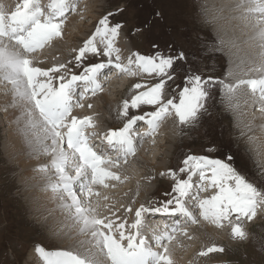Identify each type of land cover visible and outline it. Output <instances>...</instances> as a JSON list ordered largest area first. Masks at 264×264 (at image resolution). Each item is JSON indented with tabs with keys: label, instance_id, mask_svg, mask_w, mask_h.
<instances>
[{
	"label": "snow or ice",
	"instance_id": "snow-or-ice-1",
	"mask_svg": "<svg viewBox=\"0 0 264 264\" xmlns=\"http://www.w3.org/2000/svg\"><path fill=\"white\" fill-rule=\"evenodd\" d=\"M249 5L254 7H249L245 19L253 18L256 33L253 39L257 40L260 48L264 50V19L256 18L264 17V0H241L237 7L244 8ZM47 8L46 14L40 6V0H22L11 15L6 16L0 12V81L11 85L13 104L15 106L19 102L23 109V117L27 119L22 131L27 142L33 146V151L38 155L51 157L49 166L40 167L35 171L46 174L49 169L54 170L56 183L50 182L46 190L51 191L54 198L60 200V207L70 217L78 235L90 239L83 241L88 247L83 256L67 251H46L37 245L35 251L42 264H173L164 243H171L174 235L167 232L154 234L156 245L163 249L162 252L154 251L148 241L140 237L141 217L145 212L173 217L182 215L186 221L196 224V218L184 203L190 196L194 200L199 199L192 194L194 176H198L201 181L197 186L199 191L207 190L205 185L208 184L219 190V194L213 196L211 200L199 201L197 205L202 210L201 215L205 221L222 228L223 221H230L232 215H235L237 221L242 218H248L249 221L255 219L258 206L264 205V192L248 182L228 162L234 159L232 156L226 157L223 161L205 156L189 155L184 158L181 161L183 167L179 171L187 173L188 179L180 180L176 173L168 174L176 181L173 189L175 197L152 211L143 207L138 210L137 221L131 225V228L137 230L134 235L125 234V224H119L113 231L115 221L106 223L107 217L102 219L95 214V209L91 206V197L98 196L99 193L93 191V185L103 184L107 187L105 180H120L119 176L103 166L119 167L120 160L127 163V157L135 155L136 148L131 133L137 122L144 121L148 125L149 131L144 134L145 136H154L161 121L171 114L169 109H172L179 117L181 125L195 126L205 111L208 90L204 88V83L207 82H202L199 77L189 78L187 81L189 86L180 93L179 102L169 100L165 104L161 99L163 90L168 81L174 79L170 71L177 61L184 59L183 54L165 56L157 52L153 56L145 57L134 53L137 68L148 75L155 74L166 79H162V82L148 88L147 91L132 95L131 100H126L122 105L120 115L127 117L130 109H138L141 105L160 107L157 111L146 113L144 116L131 117L122 129L109 132L105 137L106 142L110 149L120 153V156L116 162L105 159L94 151L89 144V137L85 134L86 128L95 127L91 118L77 119L72 117V111L74 107H82L79 101L85 98V93L95 95L103 90L99 77L105 69L115 68L120 74L136 75L131 71L133 65L131 58L127 66L112 62L113 53L118 52L114 42L123 25L116 24L110 27L108 16L100 20L96 36L102 35L105 38L106 50L103 55L109 57V62L85 67L83 75H73L67 83L63 82L65 77L61 76L59 87H53L50 82L51 74L61 73L63 66L44 71L35 67L25 54L34 53L54 38L61 37L67 14L75 9L71 7L70 0H50ZM96 36L89 39L80 49L76 58L78 66L86 54L93 56L100 54L94 43ZM10 44H14L16 50L9 47ZM261 59H264V51L261 52ZM116 60L119 61V55L116 56ZM42 77L48 78V81L41 82ZM78 84L85 86L83 92H78L76 88ZM244 86L253 94L258 93L259 99L264 101V79L242 80L235 87L225 85V88L228 93H234L236 89ZM145 87L147 86L137 84L132 92L136 93ZM261 111L264 112V108H261ZM69 117H72L70 121ZM29 135L33 139L28 140ZM207 151H215V148L210 147ZM69 170L74 175H70ZM51 179L50 177L49 180ZM82 196L86 197V201L81 199ZM170 208L174 210L169 211ZM176 230L173 228L172 233ZM184 235L188 233L185 232ZM232 237L245 240L247 233L240 224H235L232 228ZM222 252L223 248L214 246L207 251H201L199 255L204 257Z\"/></svg>",
	"mask_w": 264,
	"mask_h": 264
},
{
	"label": "rangeland",
	"instance_id": "rangeland-1",
	"mask_svg": "<svg viewBox=\"0 0 264 264\" xmlns=\"http://www.w3.org/2000/svg\"><path fill=\"white\" fill-rule=\"evenodd\" d=\"M88 1L89 0H87L86 3ZM2 2L8 5L10 3L11 5L12 0H4ZM212 6L213 5L206 0H99V6L90 15L91 17L95 16L96 18V21L91 27L93 31L89 32L82 29L84 33L82 32L80 37L83 36V38H79L81 41L75 43L76 45L73 44L71 46V43L68 42V40H65L63 42L64 47L68 46L70 43V50L65 48L66 51L63 52L67 58L65 60L54 58L55 61L62 63V76L64 77L66 76L64 74H72L73 72H76L82 64L84 65L90 62L108 63L109 61L102 56L103 53H100V56L87 54L79 66L76 62V57L80 49L84 46V44H82V40L85 39L86 42L90 38H93L97 33V29L100 27V20L108 16L110 27L115 26L116 24L123 25L118 38H120L124 48H126L125 54L123 55L125 57V61L123 63L126 65L128 64L129 58L135 61V56L133 55L134 53L145 57L153 56L157 52L164 54L165 56L183 54L184 59L177 61V63L173 66V69L170 71V74L174 77V79L168 81L165 85L162 94L163 97L168 98V100H173L174 103H178L180 93L185 87L189 86L187 84L189 78L199 77L202 82H207L204 83V88L208 90V100L205 102V111L200 115L195 126L181 125L179 121L172 123L174 125L172 129L176 144L168 147L169 152L165 153L162 161H156V159L154 160V156L158 152V150H156L157 148H155V150H151L147 156L149 158L153 157L151 163L157 162L163 166V171L156 174V177L152 176L151 178L148 179L147 177L146 179V185L151 188L152 195L150 196L149 194V196L146 197V200H141L139 204H143L145 202L146 207L148 208L162 206L163 203H166L175 197L176 193L174 194L173 189L176 181L168 174L176 173L178 178L183 180L186 177V173H180L179 171L181 169V161L189 155L214 157L212 155L217 152H225V154L234 157V159L230 162L233 163L236 169L241 173L243 172L246 174V179L252 182L260 191L264 192V167H261L264 163L262 160L264 158L257 161L253 153L248 148L247 143L255 139L253 138L254 135L251 136L242 132L241 128L234 121L235 118L237 119V116L233 107L228 102V92L225 85L232 86V81L228 80L230 78L229 69L231 68V54L229 50L226 49L227 47L225 44L227 43L222 36V32L215 27V23L213 24L210 21L211 19H214L213 17H215L216 14H214ZM4 8H6V6H0V9ZM86 9H88V5L86 6ZM86 9L84 8L85 12L81 10L78 15L80 17H84V14L88 11H86ZM81 13L83 15H81ZM219 15L220 14H218V16ZM68 22V19H65L64 23L67 24ZM76 22V27L77 25L81 27L88 24L91 25L92 23V21L87 20L86 17L83 19L81 18V22L80 20H76ZM75 26L70 24L69 28L73 29ZM230 26L234 27V25ZM138 29L139 31H137ZM66 30L67 29L64 28V31ZM64 31L61 37H63ZM75 31H77V29ZM69 34L66 35L69 36ZM224 34H228L227 36L230 34V38L227 36L226 38L229 40L235 39L234 43L238 41L232 35L233 33H231L230 30H225ZM56 38L50 41L47 44V47L52 48L54 43L59 40V38ZM95 41H98L101 46L104 45L102 35L99 38L96 37ZM116 45L117 44L114 43V47ZM121 52L120 56H122ZM25 55L28 58V55ZM38 55L40 54H36L32 57H38ZM114 60L115 59H112L113 63L115 62ZM135 67V65H132V72L135 70L138 72L142 70L139 68L135 69ZM53 75L56 76L55 73H53ZM130 76L132 75L125 74L119 77L117 81L120 86L116 87L117 89H121L117 90L120 93L118 92L114 98L115 110L113 113H109L108 110H105L104 114L94 111L93 115H96H94V121L100 123V125L104 128L119 127L125 123V119H128L129 117L141 116L146 112L157 111L160 107L159 105L155 107L141 105L138 109H130L127 117H122L120 115L122 105L126 100L130 101L132 95L145 91L144 89H139L136 93H133L132 89L137 84H129V82H133L131 79L135 78V75L132 77ZM57 79L58 83H61L59 77ZM159 79L160 82H162V79L166 78L159 77ZM158 83L159 80L157 77L155 80L150 82V88L154 87ZM2 84L3 85H0L1 90L10 87L7 83L2 82ZM106 87L107 86L103 88ZM165 89H167L168 92ZM3 91H0V93L3 94L2 97H4V99L10 98L12 92H8L7 90L4 93ZM93 97L94 100L99 99L97 94L93 95ZM4 99H2L1 102L4 103L6 101ZM1 102L0 107H5L7 105L1 104ZM94 103L95 104H92L93 107L94 105L98 106V103ZM8 106L13 107V102H10ZM5 110L6 109L0 110V122H2L0 124V264L33 263V261L27 262L26 258L29 252L36 249L37 245L42 246L46 250L63 249L64 251L70 250L84 255V251L87 252L88 250H85L86 247L80 241L81 237L79 235L72 232H66L64 233V235L66 234L65 237L58 239V236L53 234L57 232L56 229L58 228L55 227L53 230V223L46 224V221L42 219V217L41 219H38L40 216L39 213L38 215H35V213L32 212L33 210L30 206V200L26 193L27 188H24L23 186L25 181H22L25 179L23 176L26 174V169L23 170L17 164L10 163L5 159V155L9 156L11 159L14 158V155L10 154V149H7V147L9 146V142L11 140H14L16 136L20 137L21 134V132L18 133L16 130L13 132V130L9 129V124L4 122L3 118H1L4 114L3 111ZM171 110L172 109H169V111ZM172 111L174 112V110ZM255 113L256 112L254 111L251 115L254 116ZM254 119L256 120V118ZM258 120L260 119H257V121ZM259 125L263 128H261V130H264V125L260 123ZM256 128L257 127H255L254 132L256 131ZM104 131L106 132V130ZM259 138L260 137L257 139ZM157 140H161V138L158 137ZM145 142L150 143L149 136ZM210 147L215 148V151H207ZM109 150L103 151L102 154H110L108 153L110 152ZM7 151L8 153H6ZM45 158L46 157L44 156L40 157V162L42 164H39L38 168L47 166L45 161L48 162V159ZM104 158L108 159L106 157ZM52 171L53 170L49 169L46 174H55L52 173ZM139 171L140 169H138L137 174L133 173V178H135L136 181L140 179ZM142 175L143 176L141 177L146 178L144 176V172H142ZM53 178H55L54 175L52 176L50 182L56 183V180ZM49 183H47L46 188H40L38 196L42 194L41 196L44 195L43 198H47L46 195H51L52 192L46 190ZM129 183L130 180H127L122 181L121 183L118 182L116 185L126 187ZM93 187L98 191L101 190L98 184L93 185ZM130 193L131 192L124 195H127L129 201L128 208L133 207V205H138L136 204V201L138 195L140 194L138 192L131 196ZM113 196L107 195L108 198L106 199V202H104V200L103 203H105L106 206L108 203L111 205H117L118 203H116V199H111V197L116 198L115 195ZM94 197L95 196H92V198ZM99 197L100 195H98L96 199L98 200ZM107 200L109 201L108 203ZM122 203L124 202L121 200L118 205H121ZM110 204L109 206L111 209L112 206ZM92 208L95 209L93 206ZM60 211L68 216L62 208ZM96 213L97 212L95 211V214ZM100 214L101 213H99V215ZM96 215L99 216L98 214ZM200 221L201 219H198L197 223H200ZM146 223L149 225L150 222L146 221ZM235 223L236 221L234 220V224ZM237 224H239V222ZM240 225L250 226L249 230H251L253 236H250L247 241L234 243L235 248L233 246L231 248V245H229L228 242L223 243L222 246L229 245V251L221 258L225 259V262L230 260L239 262V264H264V218L258 219L257 223L254 224L240 223ZM179 226H181V228L178 227L179 229H183V225ZM191 229L193 231H191ZM187 230L190 231H188V235H185L184 239L188 241V251H192L193 246L191 244L194 242L196 243L195 245L200 246L199 249H201L203 241L202 243L200 242L201 239L199 238L196 225ZM184 232L185 228L183 232L178 234L184 236ZM151 234V231H149L148 235ZM193 238L195 241H191ZM230 238H233L232 233ZM57 241L62 243V245L60 246ZM170 244L171 243L165 242L164 246L169 249ZM78 245L80 246L79 248L77 247ZM212 246L213 244H209L203 248L207 249ZM71 248L77 249L72 250ZM160 250L161 252L163 251V249ZM213 257L210 258L211 260L209 259L207 261V264L212 261V258L213 260L218 259L215 256Z\"/></svg>",
	"mask_w": 264,
	"mask_h": 264
},
{
	"label": "bare ground",
	"instance_id": "bare-ground-1",
	"mask_svg": "<svg viewBox=\"0 0 264 264\" xmlns=\"http://www.w3.org/2000/svg\"><path fill=\"white\" fill-rule=\"evenodd\" d=\"M2 1H4V0H2ZM2 1H0V6H6V8L0 9V12H3L6 16L11 15L15 11L17 5L22 3V0H12L11 5H10V3L8 5V4H6L7 1H6V3H3ZM86 1L87 0H70L71 7L74 8L75 10L69 11V13L67 14L66 19H68L69 22L67 24L64 23L62 33L64 31V28L67 30L64 31L63 37H57L56 38V39L59 38V40L54 43V46L52 48L47 47L48 45L46 44L42 49H40L34 53L27 54L28 59L32 60L33 65L35 67H38L44 71H48L53 67H61L62 63L55 61V59L59 58L60 60H65L67 58V56H65V54L63 53L64 51H66L65 48H67V50H70V43L72 46L73 44L77 43L78 41L80 42L81 40H79V38L80 39L83 38V36L80 37L82 32L84 33V31H89V32L93 31L91 29V27H92L93 23L96 21L95 20L96 18H95V16L91 17L90 15L99 6V0H93V1L89 0L87 3H86ZM206 1H208L210 4L213 5L212 10H214V14L216 13L215 17H213L214 19H211L210 21L213 24L215 23V27L218 28L222 32V36L227 43V44L224 43L225 46L227 47L226 49H228L230 54H231L230 55L231 56V68L229 69L230 70V75H229L230 78L228 80L232 81V86L235 87V85L238 84L242 80L264 79V59H261V52L264 50H262L260 48L259 42L257 40H253V37L256 34L255 30L253 28V18L249 17V18L245 19V13L248 11L249 7H254V6L249 5V6H245L244 8H238L237 6L241 3V0H206ZM49 3H50V0H40V6L46 14L48 12L47 5ZM85 3L88 5V9H86L87 5ZM84 8L86 9V11L88 10L87 13L84 14V17H86L87 20H91L92 23H91V25H89L87 23L88 25H86V26L84 25L85 27L84 26L80 27L79 25H77V27H76L75 26L77 23L76 20H80V22H81V18L82 19L84 18V17H80L78 15L81 10H83V12H85ZM218 14H220V15L218 16ZM81 15H83V14L81 13ZM259 18L264 19V17H259ZM70 24H72V26H75V27L73 29H70L69 28ZM230 25H234V27H231ZM76 29H77V31H75ZM82 29H84V31ZM225 30H230L231 33H233L232 35L238 41L236 43H234L235 39L229 40L228 38H226V36L228 34L227 35H225L226 33L224 34ZM66 34H69V36H67ZM96 37L99 38L100 36H96ZM227 37L230 38V34ZM90 39H92V38H90ZM102 39L105 40V38L103 36H102ZM65 40H68V42H70V43L68 46L64 47L63 42ZM86 42H85V39L82 40V44L85 45ZM6 43H7V41H6ZM94 43H95V46H96L98 52L104 53V51L106 50L105 49V43L103 46H101L98 41H95ZM114 43L117 44L115 46V48L118 50V52H114L112 55V59H115L114 63L126 65L123 63L125 61V57L123 55L125 54L126 48H124L123 43L121 42L120 38H117V40ZM9 47H11L13 50H16L14 44H10ZM120 52L122 53V56H120ZM36 54H40V55H38V57H32V56H35ZM117 55H119V61L116 60ZM102 56L104 58H106V60L109 61V57L104 56V55H102ZM133 65H135V61H133ZM254 69H260V70L256 71ZM67 72H68V70H67ZM74 73L75 72H73L72 74H64V75H66L65 77L69 76L68 80H70ZM135 73H136L135 78L131 79V81H133V82H129V84L135 85V84L141 83L142 85H146L147 87L141 88V90L144 89L145 91H147L148 88H150V82L155 80V78L158 77L155 74L148 75L147 73L143 72V70H140L139 72L135 71ZM55 74H56V76L53 75V73L51 74L52 79L50 82L52 83L53 87H59L60 83H58L57 78L59 77V79H60V77L62 76V72L61 73H55ZM57 75H58V77H57ZM121 76L122 75L119 74V77H121ZM132 76H130V77H132ZM100 77H101V75H100ZM100 77H99V83L102 85V88L105 86H107V87L103 88V90L101 92L97 93V96L99 99L94 100L93 95L85 93V98L80 99V101H79V103L82 105V107H74L73 111H72V117H75V118L80 119V120H83L85 118H91L92 123L97 128H102L103 126H101L100 123H97L94 121V115H95V114L93 115L94 111L104 114L105 110H108L109 113H113L115 110L114 98L116 97V95L119 92L117 90L121 89V88L117 89V87L120 86V84H119V82H117L118 80L115 77L112 78L114 80H111L108 82L104 81L105 83H103L101 81L104 76L102 78H100ZM40 79H41V82H47L48 81V78L42 77ZM67 81H66V83H67ZM0 85H3L1 81H0ZM84 87L85 86L83 85L81 92L84 91ZM3 90H5V91L8 90V92H12L11 91V85H10V87L4 88ZM3 90H1V87H0V91H3ZM5 91H3V92L5 93ZM2 96H3V94L0 93V102L2 101V99H4V97H2ZM227 97H228V102L233 107V109L236 113L237 119H238V121H237V119L235 118L234 121L241 128V130L244 134L247 133V135L248 134L251 136L254 135L253 138H255V139L253 141L247 143L248 148L253 153V155L257 161L261 160L262 158H264V130H261L262 127H260L261 125H259V123L264 125V112L261 111V108H264V101H261L259 99L258 93L253 94L248 89L247 86L236 89V91L234 93H227ZM161 99L163 102H165V99L163 97H161ZM4 100H6V101L4 103L1 102V104H7V105L5 107H0V110L6 109L5 111H3L4 114L2 115L3 117L1 116V118H3L4 122H7V124H9V129L13 130V132L15 130L18 131V133L21 132L20 137L16 136L14 140H11L9 142V146L7 147V149H10V154L14 155V158L11 159V158H9V156L5 155V159L7 161H9L10 163L17 164L23 170L26 169L25 170L26 174H24V176H23V178H25V179L22 181H25L23 186H24V188H27L26 193H27V196L30 200V206L33 210L32 212H34L35 215L36 214L38 215V213H39L40 216L38 219H41V217H42V219H44L46 221L45 222L46 224H48V223L52 224L53 223V225H52L53 230L55 229V227L58 228V229H56L57 232L53 233V234L58 236L57 237L58 239H60L61 237H65L66 234L64 235V233H66V232H72V233H76L78 235L76 227L73 225V222L71 221L70 217L67 216L66 214H63L60 211V209H61L60 203L61 202L58 198H54L53 193H51V195H46L47 198H45V197L43 198L44 195L41 196L42 194L38 196V193H39L38 191H40V188H43V187L46 188L47 183L50 182L49 178L50 177L52 178L53 175L55 177L56 174H53V175L48 174V175H50V176H48L47 174H42V173L35 171L36 169H38L39 164H42L40 162L41 161L40 157H43V156L38 155L36 152H34L33 146L30 145L27 142V140L25 139V135H24V132L22 130L25 127V122H26L27 118L23 117V109L19 105V102H17L16 105L13 107L8 106V104L10 102H13V93H11L10 98L4 99ZM94 102L98 103V106L94 105V107H93L92 104H95ZM89 105H91V107H89ZM248 110H250V111H248ZM254 111L256 112L254 115L255 117L253 115H251V113ZM72 117H69V121L71 120ZM253 117L256 118V120ZM257 119H260L262 122L260 120L257 121ZM178 120H179V118H176L175 113H173L171 111V114L164 117V119L161 121V123L159 125V130L157 131V133L154 136H149L150 137V143L145 142V140L147 139L148 136H145L144 134L147 133L148 131L147 132H141L140 134H136L134 132V129H135V127H134L131 135L133 137L134 145L136 148L135 155L134 156L129 155L127 157V163L122 162L119 165V167H113L112 165H104L103 166L107 170L111 171L113 174L119 176L120 180H110V179L105 180L104 183L107 185V187H105L103 184H98L99 188L101 189L99 191L93 187V191L99 193L100 197L98 198V200L96 199L97 196H95V195H94L95 196L94 198L91 197V206L95 207V211L97 212L96 214L99 215V213H101L99 215L100 218H102V219L105 217L108 218V220H106V223L109 221H115L116 222V225H114L113 231H115V228L119 224H125L124 231H125L126 235H134L135 232L137 231V230L131 228V225L135 224L137 221L136 212L139 210V208L145 207V202L143 204H139V202H141V200L142 201L146 200V197L152 193L151 188L147 187V185H146V179H147V177H148V179L151 178L152 176L156 177L155 176L156 174L163 171V166L161 164H159L157 162L151 163L153 157L149 158L147 156L149 155L151 150H155V148H157L156 150H158V152L155 154L154 160L156 159V161H162V158L164 157L165 153L169 152L168 147L176 144L174 132L172 129V127L174 125L172 123L178 122ZM1 123L2 122H0V124ZM255 127H257V128H256V131L254 132ZM122 128L123 127L121 126V129ZM147 128L148 127L146 126L145 130H147ZM137 129H138V127H137ZM104 130L107 131V129L102 128V129H99V132L100 133H106ZM113 130H117V129H110L109 132H111ZM64 131H66V130H64ZM88 132L89 133L85 132V134L89 137V140H90V139H92V136L96 131L90 130ZM105 137L106 136L103 135L102 139L98 140V141H102L103 138H105ZM158 137H160L161 140H157ZM258 137H260V138L257 139ZM27 139L31 140V139H33V137L31 135H29ZM103 144L104 145L107 144L106 139L103 142ZM90 145H92L94 147L96 145V142L91 143ZM102 149H103V145L101 147V151H100L101 153H102ZM109 151L110 152H108V153L112 152L111 150H109ZM6 153H8V151ZM115 153L116 152L113 151L112 155H108V154L103 155L102 154V156L108 158L109 160H112L113 162H116L118 157L120 156V153L116 154V155H115ZM44 157H46V156H44ZM46 158L48 159V162L45 161V163L47 166H49L51 164V157H46ZM171 159H172V157H171ZM262 160L264 162V159H262ZM261 167H264V163L261 165ZM138 169H140V171H139L140 179L138 181H136V179L133 178V173L137 174ZM142 172H144V174H145L144 176L146 178L141 177V176H143ZM52 173H55V172L53 171ZM53 179H55V178H53ZM127 180L128 181L130 180V183L126 187L116 185V183H118V182L121 183L122 181H127ZM192 183L194 185L192 194L196 195V196L199 195V199L194 200L190 196L185 201L187 202L190 200L193 203L195 201V204H194L195 206L198 205L199 201L211 200V198L213 196H216L219 194V190L215 187H212L210 184L205 185V186L210 187V190H208V192L203 193V191H199L198 187H197L198 185H200V180H199L198 176L192 177ZM195 183H197V185H195ZM126 192L127 193L131 192L130 193L131 196L134 195L135 193H138V192L140 193L138 195V198L136 201L137 202L136 204H138V205H133V207L128 208L129 201H128L127 195L124 196L125 194H127ZM205 194H206L207 198L205 197ZM209 194H210V196H209ZM107 195H112V196L115 195L116 198L111 197V199H116V203H118V204H119V202H121V200L124 203H122L121 205H118V204L117 205H111L110 203H108L109 202L108 201L109 199H108L107 200L108 204L106 206V204L103 203V201L105 200L104 202H106V199L108 198ZM85 198L86 197H83V196L81 197L82 200L86 201ZM109 204L112 206L111 209H110ZM197 208L200 211H202L199 207H197ZM129 209H131V211H129ZM199 215H201V212L199 213ZM45 216H47V217H45ZM143 217L144 216L141 217L142 224H141V227L139 228L140 237L145 238L148 241V244L153 248L154 251L161 252L160 249H162V247L156 246L155 240L151 237V235H148V232L150 231V229L149 228L147 229V227L143 221ZM201 217H202V215H201ZM261 218H264V205L258 206L256 217H255V219H253L251 221H249L248 218H242L241 220L237 221L235 215H232L231 219H234L236 221L235 224H237L238 222H239V224L240 223L254 224V223H257L258 219H261ZM205 222L208 225L210 224L212 227H206V225L203 224L202 222L196 223V229L198 231L199 238L201 239L200 242L202 243V241H203V246L201 247V249H199L200 246H196L195 245L196 243L194 242L191 244L193 246L192 251L189 252L188 251L189 246H187V245H189L188 241L186 239H184L185 235L184 236L174 235V239L172 240L171 244L169 245L170 247L168 249V250H170L169 255L171 256L173 264H202L199 261L200 260L199 256H196L195 254L197 251L202 250L203 247H205L206 245L208 246L209 244H213V245L218 246L219 244L222 245L223 243L228 242V244L231 245V248H232V246L235 248L234 242H231L229 240V238L231 237V234L229 233V231L227 229L229 221H223L224 226L222 228H217L214 224L210 223L209 221H205ZM179 227L181 228V226H179ZM248 227H250V226H248ZM48 228H49V226H48ZM183 229H184V227H183ZM143 231H146L145 237L142 236ZM191 231H193V230L191 229ZM80 237H81L80 241L82 243H83V241L90 239V237H84V236H80ZM189 237H190V235H189ZM116 238H118V233L116 234ZM152 240H154V243H152ZM191 241H195V239L193 238ZM57 243L60 244V246L62 245V243H60L58 241H57ZM84 246L86 247L85 250H88L87 245L84 244ZM77 247L79 248L80 246L78 245ZM71 249L75 250L77 248H75V249L71 248ZM207 249H206V251H207ZM55 251H63V249L62 250H55ZM67 252H72V251L67 250ZM72 253L83 256L82 253L81 254H78L76 252H72ZM84 253H86V252L84 251ZM213 258H212V261L217 260L218 264H225V261H226L225 259L218 258L216 260L215 259L213 260ZM26 261L27 262L33 261V263H31V264H42L41 260L37 256L35 250L34 251L32 250L31 252H29V254L26 258ZM219 261H222V262H219ZM211 263L216 264L214 262H211Z\"/></svg>",
	"mask_w": 264,
	"mask_h": 264
}]
</instances>
